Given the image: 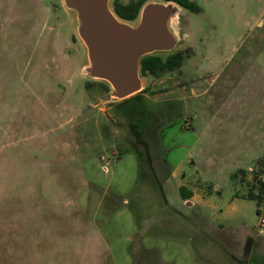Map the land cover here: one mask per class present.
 Returning <instances> with one entry per match:
<instances>
[{
  "label": "rangeland",
  "instance_id": "rangeland-1",
  "mask_svg": "<svg viewBox=\"0 0 264 264\" xmlns=\"http://www.w3.org/2000/svg\"><path fill=\"white\" fill-rule=\"evenodd\" d=\"M194 1L116 105L75 9L0 0V264H264V0Z\"/></svg>",
  "mask_w": 264,
  "mask_h": 264
},
{
  "label": "water",
  "instance_id": "water-1",
  "mask_svg": "<svg viewBox=\"0 0 264 264\" xmlns=\"http://www.w3.org/2000/svg\"><path fill=\"white\" fill-rule=\"evenodd\" d=\"M150 1L141 9L137 24L121 18L109 0H65L77 11L78 30L88 47L90 74L103 78L118 99L143 89L141 58L154 51L169 50L176 38L169 27L174 6Z\"/></svg>",
  "mask_w": 264,
  "mask_h": 264
},
{
  "label": "trees",
  "instance_id": "trees-1",
  "mask_svg": "<svg viewBox=\"0 0 264 264\" xmlns=\"http://www.w3.org/2000/svg\"><path fill=\"white\" fill-rule=\"evenodd\" d=\"M147 0H131L129 2H124L120 0L114 1V10L116 13L124 18V19H136L144 4ZM169 1V0H167ZM178 2L180 5L186 8H191L198 10L199 6L194 0H174ZM184 59V53L182 50H176L174 52L169 53L167 56H163L159 51H154L151 53L145 54L140 61L141 64V72L143 74H151L154 76H159L163 72L171 69H175L176 67H179L182 64V61ZM148 87H144V89L140 90L139 92L125 97L123 100H130L132 98H135L137 100H140L143 96L142 93L147 90ZM123 112L127 113L130 116V126L133 132L136 134L139 140H142V130L139 129V124L134 121V118L137 117L136 114L143 113V110H139L134 106L130 107H124L122 109ZM145 143V142H144ZM150 156V155H149ZM258 191H255V189H250L247 193V196L249 197H255L258 200V204L263 200L264 198V182L258 181ZM181 190H184V187L181 188ZM186 196H190V193H185ZM258 212H260V209H258Z\"/></svg>",
  "mask_w": 264,
  "mask_h": 264
},
{
  "label": "built area",
  "instance_id": "built-area-1",
  "mask_svg": "<svg viewBox=\"0 0 264 264\" xmlns=\"http://www.w3.org/2000/svg\"><path fill=\"white\" fill-rule=\"evenodd\" d=\"M259 180L264 182V171L260 174ZM260 226H264V217L261 218Z\"/></svg>",
  "mask_w": 264,
  "mask_h": 264
},
{
  "label": "flooded vegetation",
  "instance_id": "flooded-vegetation-1",
  "mask_svg": "<svg viewBox=\"0 0 264 264\" xmlns=\"http://www.w3.org/2000/svg\"><path fill=\"white\" fill-rule=\"evenodd\" d=\"M115 1V0H114ZM114 1H113V8H114ZM120 1H123V0H120ZM131 0H128V1H124V2H129ZM122 18V17H121ZM124 19V18H123ZM127 21H131V19H125ZM124 99V98H123ZM123 99H119V101H117L116 105H120L124 100Z\"/></svg>",
  "mask_w": 264,
  "mask_h": 264
}]
</instances>
